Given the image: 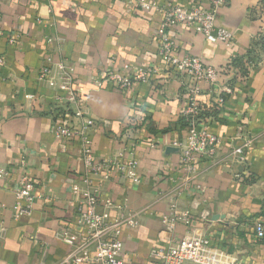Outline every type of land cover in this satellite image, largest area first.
<instances>
[{
    "label": "crops",
    "instance_id": "0c3cea01",
    "mask_svg": "<svg viewBox=\"0 0 264 264\" xmlns=\"http://www.w3.org/2000/svg\"><path fill=\"white\" fill-rule=\"evenodd\" d=\"M157 1L208 5L206 0ZM263 5L264 0H227L219 9L217 24L234 34L231 46L186 26L171 28L179 55L199 56L226 72L263 31ZM160 25V15L133 12L128 0H0L5 59L0 165L11 171L10 177H0V264H59L73 251L60 236L69 233L80 240L76 208L84 195L73 185L85 187L83 149L79 138L61 139L53 132L57 123L74 120L75 108L65 102L61 84L72 86L84 118L94 119L90 132L98 157L118 158L133 148L138 159L140 182L97 178L101 210L110 203L147 210L137 228L122 234L124 264H154V249L187 233L208 239L209 264H264V239L255 229L264 220V54L247 76L237 75L236 68L226 73L238 78L223 104L203 85L199 103L221 142L213 157L199 158L198 175L186 181L177 143L188 135L183 111L196 81L163 63ZM49 57L55 76L42 80L40 69ZM125 64L160 70L124 91L104 74ZM247 140L252 143L243 160L231 154ZM22 174L35 182L37 197L32 215L16 220L15 190ZM173 204L182 216L175 228L163 221ZM110 210L115 216L116 209Z\"/></svg>",
    "mask_w": 264,
    "mask_h": 264
},
{
    "label": "built area",
    "instance_id": "2783aa9c",
    "mask_svg": "<svg viewBox=\"0 0 264 264\" xmlns=\"http://www.w3.org/2000/svg\"><path fill=\"white\" fill-rule=\"evenodd\" d=\"M206 6H183L169 4L157 0H128L133 12L144 11L160 15L161 25L158 30L160 45L158 55L163 63L174 69L177 75L192 77L196 84L189 89L188 105L183 111V117L187 121L188 135L177 146L181 149V167L185 173V180L195 178L199 173L198 160L201 156L213 157L221 138L209 127L210 118L201 116L203 109L199 103V95L203 91V85L210 86V90L216 94L217 100L223 104L229 94L233 92V85L226 72L233 67L225 69L217 68L207 64L195 55L186 54L180 56L178 43L170 35L171 28L182 25L203 33L209 40L231 46L234 34L229 29L217 24L219 9L225 5L227 0H206ZM47 65L40 69L39 77L42 80L54 79L55 74L51 68L52 58H48ZM5 65V59L0 54V66ZM60 64V70H64ZM158 65L147 67L138 65L136 67L125 64L123 69L111 68L105 72V80L112 82L118 88L129 91L138 82H147L159 72ZM225 72V74H224ZM102 85V81H97ZM61 90L67 92L65 102L74 106V120L72 123H57L53 132L57 138L70 139L79 138L82 143L84 173L81 177L85 187L79 184L73 185V191L83 194L80 205L76 208L78 213V225L81 228L79 241L69 233L60 236L73 247L68 259L59 264H124L126 251L125 241L122 234L125 228L135 229L139 226L145 209H131L126 205L108 204L103 210L100 209L101 191L98 177L102 180L114 178L131 179L140 182L138 172V159L133 148L126 149V154L115 156L98 157L95 152L94 140L91 128L94 119L84 118L82 100L78 99L70 84H61ZM252 140H247L240 147L232 150V155L244 157L246 148L251 145ZM11 171L0 165V177L8 178ZM177 191V190H175ZM16 201L14 204V218L20 220L32 215L36 200V184L27 174H22L15 190ZM110 208H115V216L111 214ZM176 204L170 208L163 221L171 228L181 219ZM189 220V218H186ZM256 233L260 239H264V220L256 222ZM208 239L194 233H187L175 243L167 247H157L151 253L155 259L154 264H185L194 262L196 264H209L210 258L207 254ZM93 254V255H92Z\"/></svg>",
    "mask_w": 264,
    "mask_h": 264
},
{
    "label": "trees",
    "instance_id": "16d2710c",
    "mask_svg": "<svg viewBox=\"0 0 264 264\" xmlns=\"http://www.w3.org/2000/svg\"><path fill=\"white\" fill-rule=\"evenodd\" d=\"M261 11L264 13V5L261 6ZM264 54V29L260 33H258L256 36H254L251 46L247 54L239 56L232 60V66L237 69V75L241 76H247L249 74V69L252 65H255L259 62L261 57ZM228 73V72H226ZM237 75L234 76L230 82L233 85L235 80H237ZM201 116H205V112H202ZM183 122L185 125H187L186 119L183 117Z\"/></svg>",
    "mask_w": 264,
    "mask_h": 264
}]
</instances>
